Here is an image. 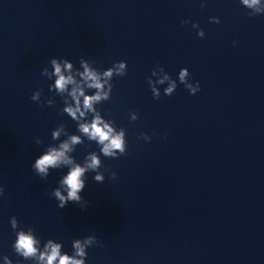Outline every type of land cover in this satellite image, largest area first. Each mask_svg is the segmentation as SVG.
<instances>
[{
	"label": "clouds",
	"instance_id": "1",
	"mask_svg": "<svg viewBox=\"0 0 264 264\" xmlns=\"http://www.w3.org/2000/svg\"><path fill=\"white\" fill-rule=\"evenodd\" d=\"M240 3L249 9L250 16H256L264 14V0H240ZM204 3L201 7H205ZM190 21H182L183 24H187ZM210 23H220L218 17H209ZM193 28L198 29L197 35L200 38L205 36L203 29L199 28L198 24H193ZM235 44V41L233 42ZM80 66L83 71H76L75 75H78L81 79L74 78L73 64L66 58L53 57L49 61L50 68L45 66L42 69L41 75L47 77L49 80L55 76L54 85H49V92L55 90L61 97H63L64 103L67 105L63 108V112L67 113L73 120L78 122V131L91 141H95L100 146V154L104 157L118 158L123 156L127 152L126 130L119 128L117 131L113 124L114 120L105 121L102 117L100 110L95 107L103 101H107L111 98L113 84L111 83L114 76L123 77L127 75V62L118 61L107 68L103 73L98 72L89 66V61L81 58ZM159 69L165 72L164 68L157 65L151 72V76L148 78V84L153 94L154 99H159L161 92L157 87V84H164L168 81V86L164 89V95L171 96L177 89V80L165 72L162 79L154 81L152 77L156 76V70ZM67 73V74H65ZM178 81L183 84L190 94L195 95L200 91L199 81L192 82L190 80V73L188 68H181L178 73ZM95 90L94 94L87 95L86 91ZM41 91H35L30 99L35 102L41 101ZM69 98L74 102V106L69 103ZM48 106H52L55 103L53 98H48L44 101ZM91 114V119L87 120V116ZM81 118H85L84 122H81ZM130 119L135 121L138 119V114L133 111L130 113ZM64 131V126L56 128L52 131V140H59L61 132ZM146 142L151 141V137L146 133L141 134V137ZM37 145L42 141L39 137L35 138ZM83 141L79 135H71L66 140L59 143L58 146L49 145L47 150L38 156L32 164L34 172L43 180L49 176V169H60L64 166L69 167V171L66 175L59 180V187L52 190L51 195L59 201L58 207L64 208L69 203L79 204L81 208L86 207V203L81 196V192L86 187L85 174L87 172H95L93 177L97 183H103L105 180L104 173L100 171L103 166L102 161L96 152H89L83 165L75 163L74 158L69 153L74 151V146L82 144ZM99 154V155H100ZM112 179L116 178V173H111ZM63 190V191H62ZM66 192V195L64 194ZM4 195V188L0 186V196ZM18 220L15 216L10 219L11 227L16 231V239L13 243V249L16 254L23 257L25 260L34 261L35 264H86V257L88 255L87 249L99 242L95 235H88L83 239H75L72 241L73 253L62 254L61 243H56L52 239H48L46 243H43L41 250V241L35 235L34 230L28 227L27 230L18 227ZM79 257V258H78ZM5 264H12L11 259L7 256L4 257Z\"/></svg>",
	"mask_w": 264,
	"mask_h": 264
}]
</instances>
